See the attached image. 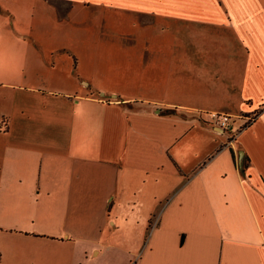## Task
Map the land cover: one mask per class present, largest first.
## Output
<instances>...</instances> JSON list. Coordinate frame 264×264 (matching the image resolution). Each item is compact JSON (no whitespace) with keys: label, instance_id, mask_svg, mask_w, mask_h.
I'll list each match as a JSON object with an SVG mask.
<instances>
[{"label":"crops","instance_id":"obj_1","mask_svg":"<svg viewBox=\"0 0 264 264\" xmlns=\"http://www.w3.org/2000/svg\"><path fill=\"white\" fill-rule=\"evenodd\" d=\"M21 12L157 24L173 42L142 46L172 60L112 89L61 28L13 27ZM0 18V196L36 207L17 235L67 264L104 249L78 238L129 228L144 248L127 264H264V0H0ZM133 87L153 99L135 106ZM198 112L234 116L230 131L256 116L224 146Z\"/></svg>","mask_w":264,"mask_h":264},{"label":"rangeland","instance_id":"obj_2","mask_svg":"<svg viewBox=\"0 0 264 264\" xmlns=\"http://www.w3.org/2000/svg\"><path fill=\"white\" fill-rule=\"evenodd\" d=\"M38 13L40 14V12ZM39 14L32 18L29 14L21 12L20 19L14 20L13 27L28 29L30 26L34 27L36 25L48 26V28L56 31L61 28L66 33L62 43L76 44L80 61L86 63L90 61L99 62L100 65L103 64L102 66L107 67L109 73H107V76H100V82L108 85L107 87L115 86L112 89L116 88V84H121L112 79L125 78L126 74H128L129 81L140 82L143 77L142 71L145 60L148 61L149 59L153 62L172 60V52L146 50L142 46V42L147 38L150 39V42L155 43L166 42L168 44L173 42L172 31L168 34L159 35L157 24L141 25L133 19L116 17L110 13H105L99 22L97 14L91 17L88 15H77L75 17L71 15L69 19L61 21L53 19L50 22L45 16ZM0 22L5 25L4 19L0 18ZM95 28L97 29L95 30ZM146 28L150 29L151 35L147 34L148 30ZM126 61L129 62L128 65H126ZM126 69L128 72H126ZM161 76L166 78L171 76L170 78L173 80V75H169L168 72L161 74ZM129 98L132 99L130 101L135 106H143L141 104L144 101L153 99L150 94L143 92L140 88L135 90L134 87L129 89ZM231 117L234 118V116ZM231 117L229 116V119ZM240 117H242L241 122L243 123L247 117H252V114ZM236 121L238 120L235 117ZM240 130L228 131L224 146H229ZM4 197L0 196V264H67L65 263V257H62L60 261L53 258L60 252L66 253V249L36 246L31 239L20 237L14 230L22 228L24 223L29 224L30 218L36 213L33 210L36 209L35 205L29 207L25 200H21V198L14 201L13 199L10 200L12 197ZM86 208L94 211L96 206L93 202L91 206H86ZM9 229L15 232H9ZM131 231L132 229L129 228L128 238L110 237L109 231H106L101 238H78L77 246L79 247L90 249L94 245L95 247L104 248L96 256L94 254L96 249H94L89 254V261L82 264H127L129 256L126 254V249L137 251L144 248V238L142 236H132Z\"/></svg>","mask_w":264,"mask_h":264},{"label":"built area","instance_id":"obj_3","mask_svg":"<svg viewBox=\"0 0 264 264\" xmlns=\"http://www.w3.org/2000/svg\"><path fill=\"white\" fill-rule=\"evenodd\" d=\"M198 116H203L206 118L208 124L222 130V131H230L231 122L229 116L224 113L218 112H198ZM255 114H252V117H247L246 120L242 123L241 128L248 126L255 119ZM245 125V126H244ZM240 130V129H239Z\"/></svg>","mask_w":264,"mask_h":264}]
</instances>
